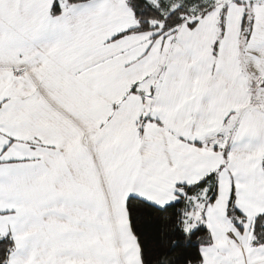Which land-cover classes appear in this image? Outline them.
Wrapping results in <instances>:
<instances>
[{
  "label": "snow or ice",
  "instance_id": "1",
  "mask_svg": "<svg viewBox=\"0 0 264 264\" xmlns=\"http://www.w3.org/2000/svg\"><path fill=\"white\" fill-rule=\"evenodd\" d=\"M0 264H264V0H0Z\"/></svg>",
  "mask_w": 264,
  "mask_h": 264
}]
</instances>
